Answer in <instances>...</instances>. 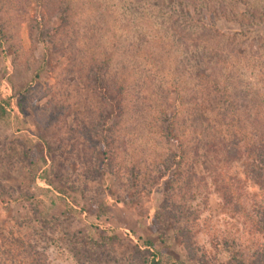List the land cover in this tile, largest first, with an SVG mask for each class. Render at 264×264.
Returning a JSON list of instances; mask_svg holds the SVG:
<instances>
[{
  "label": "rangeland",
  "instance_id": "rangeland-1",
  "mask_svg": "<svg viewBox=\"0 0 264 264\" xmlns=\"http://www.w3.org/2000/svg\"><path fill=\"white\" fill-rule=\"evenodd\" d=\"M260 147L264 0H0V264H250Z\"/></svg>",
  "mask_w": 264,
  "mask_h": 264
},
{
  "label": "trees",
  "instance_id": "trees-1",
  "mask_svg": "<svg viewBox=\"0 0 264 264\" xmlns=\"http://www.w3.org/2000/svg\"><path fill=\"white\" fill-rule=\"evenodd\" d=\"M207 11L208 12L210 11V13H211V10L208 9V8H207ZM65 18L66 17H64L61 14V17H60V23L61 24L64 23ZM191 22H192L191 26L193 25L194 30L195 29H202V31L200 33V36L203 39H207V38L210 39L211 37H214V31H212L209 27L206 28V27L202 26V24H199V22L194 23L193 20H191ZM44 33L46 34L45 36L50 37L48 31L45 30ZM41 35H43L42 31H41ZM219 36L221 37L222 35H219ZM222 37H224V36H222ZM194 47L196 48L197 45L195 44ZM216 55H219V54L216 53ZM210 63H211V61H210ZM216 63H214V64H216ZM213 65H210L208 68L205 65L202 69H198V71L196 72L197 73L196 74L197 79H203V77L206 78L207 76L208 77L206 79H210L211 77H209V73L214 70L213 69ZM98 69H99V67H96L95 69L91 70V72H92V74H93V76L95 78V82H96V79H97V76H98V71H99ZM212 81L214 83H216L218 81V79H216V76H214L212 78ZM217 92H218V94H217L216 98H223V96H224V90H221V88H220V89L217 90ZM102 127L103 126L101 124H99L97 126V128H95V131H100V128H102ZM103 128H104V130H109L108 127H103ZM173 130H174L173 128L170 129V131H169L170 132V136H171V138L173 140L176 141L177 145L179 146L180 145L179 139L172 132ZM101 139L104 140V137L101 136ZM236 144H237V142L234 141L233 142V145H236ZM228 152H229L230 155H233V156L237 153L236 149L233 148V147ZM171 155H172V157L175 156L174 153L171 154ZM258 160H259V163H257L256 166L258 167V169L264 170V151H262V147H260V154H259ZM108 172H111L112 173V171L110 169L108 170ZM258 174H260V172H258ZM170 218H172V217H169L168 218V222H169V219ZM164 222H166V221H163L162 224H164ZM161 228H164L163 225H161ZM262 228H263L262 230H264V222L262 223ZM161 232L162 231L160 229V232H159V238L160 239H161V237L163 238V234H164V233H161ZM177 232L182 237V240L186 243V246L189 247L190 246V242H189V236H188V234L184 231V229H178ZM143 244H144V247H140L138 245H134L133 246V253H132L133 260L131 261L132 264H195L197 262V261H195V260H197L196 253L194 251H191V252L189 251V258H188V260L168 263L166 260H163V258L160 256V254H158V250L156 249V244H154L150 240L144 241ZM147 247H150L151 250L153 248V250L150 251ZM250 264H264V250L263 251H260V252H257L256 255H255V258L251 261Z\"/></svg>",
  "mask_w": 264,
  "mask_h": 264
}]
</instances>
